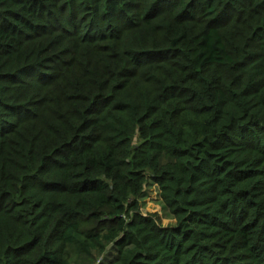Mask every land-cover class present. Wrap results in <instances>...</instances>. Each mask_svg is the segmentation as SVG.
I'll use <instances>...</instances> for the list:
<instances>
[{"label": "trees", "instance_id": "1", "mask_svg": "<svg viewBox=\"0 0 264 264\" xmlns=\"http://www.w3.org/2000/svg\"><path fill=\"white\" fill-rule=\"evenodd\" d=\"M0 264H264V0H0Z\"/></svg>", "mask_w": 264, "mask_h": 264}, {"label": "rangeland", "instance_id": "2", "mask_svg": "<svg viewBox=\"0 0 264 264\" xmlns=\"http://www.w3.org/2000/svg\"><path fill=\"white\" fill-rule=\"evenodd\" d=\"M148 195H145L140 202L143 213L156 214L159 222L163 225H172L175 219L170 216L160 196V189L153 183L148 188Z\"/></svg>", "mask_w": 264, "mask_h": 264}, {"label": "built area", "instance_id": "3", "mask_svg": "<svg viewBox=\"0 0 264 264\" xmlns=\"http://www.w3.org/2000/svg\"><path fill=\"white\" fill-rule=\"evenodd\" d=\"M156 185V187H158V185L157 184H155ZM159 188V187H158ZM149 193V192H148ZM148 193L146 194V195H148ZM160 193H161V191H160ZM141 211H142V213H143V208L141 207ZM144 215H146V214H148V213H143Z\"/></svg>", "mask_w": 264, "mask_h": 264}]
</instances>
